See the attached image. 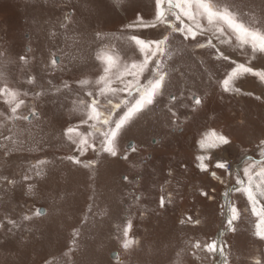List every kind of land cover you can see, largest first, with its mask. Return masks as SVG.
I'll use <instances>...</instances> for the list:
<instances>
[{"label": "rangeland", "instance_id": "374dc122", "mask_svg": "<svg viewBox=\"0 0 264 264\" xmlns=\"http://www.w3.org/2000/svg\"><path fill=\"white\" fill-rule=\"evenodd\" d=\"M227 3L250 29L264 26V0ZM155 12V0H0V90L18 93L13 100L0 92V264H264L251 203L232 190L224 198L237 174L247 182L245 166L261 183L256 162L264 161V79L241 72L230 84L238 92H224L219 83L235 67L231 61L264 72V52L250 41L242 44L226 24L198 17L207 29L198 41L212 39L230 58L221 61L214 49L196 47L180 33L170 36L159 57L164 93L122 128L116 157L100 150L107 126L98 124L100 132L93 133L95 121L81 123L93 96L101 111L110 107L97 95L104 66L98 57H117L119 66L142 60L130 38L160 39L170 31L129 27L138 16L152 22ZM216 26L226 29L223 44ZM85 79L89 83L81 84ZM125 96L110 98L117 103ZM20 100L24 104L12 113ZM86 132L96 150L81 155ZM218 135L230 143L220 144ZM201 140L217 147L201 148ZM201 156L206 171L198 166ZM230 157L240 169L216 168L217 160ZM257 198L264 205V197ZM229 203L239 212L234 231L227 225ZM125 240L133 242L125 248ZM212 241L217 250L210 253L204 245Z\"/></svg>", "mask_w": 264, "mask_h": 264}, {"label": "snow or ice", "instance_id": "6c2138e0", "mask_svg": "<svg viewBox=\"0 0 264 264\" xmlns=\"http://www.w3.org/2000/svg\"><path fill=\"white\" fill-rule=\"evenodd\" d=\"M167 5V9L165 8ZM221 5H223L221 10ZM155 17L152 22H145L141 17H137L138 23L129 25V27L135 28H157L159 26H166L170 31L163 35L160 39H144L139 36H132L130 39L139 48V52L142 54V60H133L130 64L125 63L119 66L117 63V57L112 55H105L98 57L104 62L102 68V74L95 80V84L99 86L97 95L105 97L107 104L110 106L106 111H101V102L92 92H89V96H93L87 114V119L82 120L81 123L88 124V122L95 121L90 125L92 132H100V127L107 126L106 130L100 133V150L110 154L113 157L117 156L116 150V139L129 121L134 117L143 113V111L149 109L157 102V98L162 96L166 88V72L161 68L162 61L159 59L160 56L165 54V45L170 42V36L174 33H180L183 40L196 41V47L204 48L208 47L215 50L216 58L221 61H229V56L225 55L224 52L212 43V39H208L205 43H200L197 39L198 36H203L207 31L202 24L199 22L198 17L206 18L209 25H219L220 23L226 24L241 40L244 42L250 41L254 51L264 52V26L259 29H250L245 23L238 21L237 17L230 10L227 0H155ZM178 10V11H176ZM170 16L174 17L170 19ZM185 18L189 21L185 23ZM179 22L178 24L176 22ZM215 32L217 38H220V43L223 44L226 41L222 38L226 32V29L220 26H216ZM55 63V62H54ZM235 67H232L231 71L227 72L224 78L219 81L220 86L224 92H238L239 89L230 87L231 82L241 72L252 73L253 75L259 76L264 79V72H258L250 67H246L244 64H237L236 61H231ZM155 67H151V65ZM115 70V71H114ZM148 74V75H146ZM114 77V78H113ZM141 77H144L145 82H142ZM114 82H119V87H114ZM81 84L87 85L89 81L87 79L80 81ZM5 95H11L12 99L15 100L18 93H9L6 89L0 90ZM118 93H124L126 96L120 99L119 102L113 103L110 97L116 96ZM175 96L171 97V100H176ZM195 104H201V100L198 97H194ZM11 101H9L10 103ZM24 104L23 100H20L15 104V107L11 108L12 113H16ZM122 105L125 106L122 108ZM116 109H120L121 113H116ZM117 118L113 119V115ZM74 129H68V132H73ZM92 133L86 132L81 135L78 147L81 155L86 152L89 148L96 150L95 143H89V139ZM213 136H217L215 132ZM218 141L220 144L227 145L230 143L228 138L224 135H218ZM261 155H264V141H261ZM201 148H214L216 144H205L204 140L200 141ZM134 150V149H133ZM75 163L79 164L81 161L76 157H68ZM200 164L198 165L202 171L207 170V165L203 163L205 157H198ZM95 161H91L85 165L90 167ZM259 167V177L261 179L260 184H255L252 175V166L248 165L243 170V175L247 177V182L241 179L237 174L235 185L232 191L246 195L247 200L252 205V213L259 217L256 224L257 232L256 235L264 239V205H260L259 197H264V161H257ZM217 169L228 170L230 165L222 160H217ZM211 175L214 178L219 179L216 176V172L213 171ZM125 179H127L125 177ZM31 191V186L29 188ZM207 195V193H204ZM225 196L229 195L228 192L224 193ZM164 201L161 200V206ZM258 205L259 208H258ZM228 210L230 215L227 219V225L230 230L232 228L233 221L239 218V212L234 203H229ZM27 219V217H25ZM191 221V218H189ZM181 223H185L184 220ZM199 223V221H196ZM132 228L131 221L128 222L124 229L123 235L127 237ZM133 241L125 240L123 246L127 248ZM197 248L201 247L199 243L195 245ZM204 247L208 252H214L217 250V242L212 241L211 243L205 244ZM221 254H223V248H220ZM227 264V261H225ZM256 264H260V261H256Z\"/></svg>", "mask_w": 264, "mask_h": 264}, {"label": "built area", "instance_id": "2783aa9c", "mask_svg": "<svg viewBox=\"0 0 264 264\" xmlns=\"http://www.w3.org/2000/svg\"><path fill=\"white\" fill-rule=\"evenodd\" d=\"M226 162L230 165V168L226 170L228 172L237 171L238 168L240 169L242 166V164L238 162V160H236L235 158H228Z\"/></svg>", "mask_w": 264, "mask_h": 264}, {"label": "water", "instance_id": "95a60500", "mask_svg": "<svg viewBox=\"0 0 264 264\" xmlns=\"http://www.w3.org/2000/svg\"><path fill=\"white\" fill-rule=\"evenodd\" d=\"M134 141H130V143L128 144V148H132V146H134ZM233 187H231V189H228V193L232 190ZM230 195V194H229ZM225 200H226V196L224 197ZM40 213H45L46 212V208L44 207H41L40 210H39ZM230 213H229V210H228V207H227V216H229ZM224 230H221V232L218 234V238L221 239L222 237V233H223ZM116 254H113V256H115ZM223 255V254H222ZM222 255H221V259H222ZM224 257V256H223Z\"/></svg>", "mask_w": 264, "mask_h": 264}, {"label": "bare ground", "instance_id": "6f19581e", "mask_svg": "<svg viewBox=\"0 0 264 264\" xmlns=\"http://www.w3.org/2000/svg\"><path fill=\"white\" fill-rule=\"evenodd\" d=\"M219 241L221 242V239L219 238ZM225 257V255H224V252H223V255H222V259H224V257ZM222 263H224V260H223V262H220L219 264H222Z\"/></svg>", "mask_w": 264, "mask_h": 264}, {"label": "crops", "instance_id": "0c3cea01", "mask_svg": "<svg viewBox=\"0 0 264 264\" xmlns=\"http://www.w3.org/2000/svg\"><path fill=\"white\" fill-rule=\"evenodd\" d=\"M246 155H248V154H246ZM230 158H232V157H230ZM244 160V159H243ZM244 163H246V161L244 162ZM246 167V166H245ZM241 179H242V176H241Z\"/></svg>", "mask_w": 264, "mask_h": 264}]
</instances>
